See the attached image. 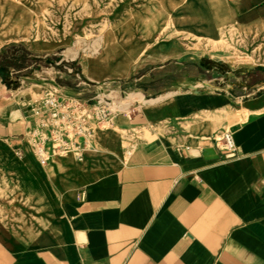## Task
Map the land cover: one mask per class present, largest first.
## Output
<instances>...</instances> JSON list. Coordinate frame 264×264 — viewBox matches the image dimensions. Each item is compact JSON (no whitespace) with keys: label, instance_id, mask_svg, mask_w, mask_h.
<instances>
[{"label":"crops","instance_id":"crops-1","mask_svg":"<svg viewBox=\"0 0 264 264\" xmlns=\"http://www.w3.org/2000/svg\"><path fill=\"white\" fill-rule=\"evenodd\" d=\"M182 5V29L233 27L251 50L264 45V0ZM15 41L0 42V264H264V47L227 70L213 60L220 72L194 59L149 67L135 79L145 101L132 102L131 119L115 116L75 154L43 164L23 138L36 122L34 93L15 94L1 72L17 59L20 75L33 76L42 56L13 52ZM76 58L56 61L59 86L82 95ZM127 126L153 137L126 155L117 129ZM226 131L234 151L222 147Z\"/></svg>","mask_w":264,"mask_h":264},{"label":"bare ground","instance_id":"bare-ground-1","mask_svg":"<svg viewBox=\"0 0 264 264\" xmlns=\"http://www.w3.org/2000/svg\"><path fill=\"white\" fill-rule=\"evenodd\" d=\"M133 1L91 0L93 11L89 21L91 25L102 21L99 33L94 37L79 35L78 40L64 51L66 57L73 58L83 52L82 64L90 79L99 80L105 72L128 74L147 61L181 55L186 52L183 37L194 38L193 47L197 49L203 42L213 44L215 49L226 48L227 42L230 43V37L224 31L217 35L182 29L184 22L179 21L178 13L185 8L180 4L181 0H145L139 13ZM42 8L27 0H0V42L19 37L44 42L45 37L59 36L63 18H54ZM74 18L76 21L77 14ZM235 34L232 30V35ZM134 100L145 101V98L141 92L134 91L127 99L114 103L116 107L126 109ZM227 115L225 109L224 118ZM72 152L73 149L54 155L66 156Z\"/></svg>","mask_w":264,"mask_h":264},{"label":"rangeland","instance_id":"rangeland-1","mask_svg":"<svg viewBox=\"0 0 264 264\" xmlns=\"http://www.w3.org/2000/svg\"><path fill=\"white\" fill-rule=\"evenodd\" d=\"M32 4L38 5L43 7L42 9L46 8L49 14L54 16V18H63V29L59 36L45 37L46 39L44 42H37L34 39H25L22 37L13 39L19 40L10 43V47L14 48L13 52L25 49L24 46H32L33 48H37L39 54L42 56L41 68H39L38 72H36L33 76L25 77L21 76L19 70L14 65H10L11 69L8 71L9 73V87L13 90H18L15 94H26L27 92L31 91L34 93L36 91V85L41 81V75L47 77L49 82L57 85L59 90L66 93H74V88H62L59 85L62 79L65 78V75H61L62 67L59 66L56 61L59 58L64 57L65 59H70V57H66L64 54L65 49L73 42L78 40L79 35L82 37H86L87 34L89 36L94 37L99 33V27H101V20L95 25H91L89 21L90 15H92L93 6H91V0H27ZM181 1V5L183 4ZM145 3V0H134L133 6L137 7V11L139 13V8ZM77 14V20L74 21V16ZM62 15V16H61ZM232 30H235V35H232ZM222 31L226 33L230 37L229 44L227 42V47L221 48H213V44H207L206 42L201 44L199 49L193 47L194 46V38L183 37V42L185 44L186 52L166 58L164 60H154V61H147L145 64L137 67L136 69H132L128 74L119 73V74H112V73H103L99 80H91L86 75V96H84L85 92L82 93V98H94V97H102L107 95L108 97L114 98L115 101L119 100V96L116 92H112L111 90L117 89L118 86L124 89V94L129 95L130 93L135 91L137 85L139 86L140 81L135 80L139 78L144 70L148 69L149 67H157L163 65L171 61L173 65H176L175 62H183L184 59H194V60H201L200 62H204L206 65L210 67H214L215 70L221 71L222 69L227 70L232 64H236L238 61L243 60H250L253 54L257 52H263L262 48L264 45H258L259 48L251 50V44L246 41V37L239 34L238 30L231 27L230 29L222 28ZM257 41V39H256ZM257 44L259 42H256ZM24 44V45H23ZM226 45V44H224ZM255 45V44H254ZM246 48V49H245ZM245 49V50H243ZM9 51V52H10ZM17 51V52H18ZM15 56L17 55L14 53ZM82 56L83 52L81 51L80 55L77 56L76 61H78V66L82 65ZM213 60L217 62V65H221L223 68H218L217 65L213 64ZM14 67V68H13ZM232 67V66H231ZM82 68V67H81ZM160 70L156 68L151 73L160 74ZM5 71V70H4ZM3 71V72H4ZM3 74V73H2ZM207 74V73H206ZM4 75V74H3ZM61 75V76H60ZM39 76V77H38ZM4 79V78H3ZM18 82V85L15 84ZM39 82V83H38ZM31 85H35L31 87ZM126 88V89H125ZM129 88V89H128ZM20 89V90H19ZM128 89V90H127ZM132 89V90H130ZM24 90V91H21ZM130 90V91H129ZM138 91V90H137ZM6 92V91H5ZM4 92V93H5ZM139 92V91H138ZM90 94V96H87ZM221 124V123H219ZM228 124L224 125V129L228 130ZM120 134V138L124 141V146L126 147V155L129 151H132L131 148L136 143L138 138L142 139H150L153 137L152 129L142 128V129H132L131 126H127L124 128L117 129ZM222 134H219L221 136ZM133 149V148H132ZM71 154H75L72 152Z\"/></svg>","mask_w":264,"mask_h":264},{"label":"built area","instance_id":"built-area-1","mask_svg":"<svg viewBox=\"0 0 264 264\" xmlns=\"http://www.w3.org/2000/svg\"><path fill=\"white\" fill-rule=\"evenodd\" d=\"M40 77L36 91L27 102L36 122L23 138L43 164H47L56 152L79 149L97 129L111 126L115 116L124 114L131 119L135 115L132 102L126 109H120L107 95L84 99L78 93L62 92L46 76ZM124 99L127 95L118 101ZM221 140L224 150L234 151L235 142L230 131H226Z\"/></svg>","mask_w":264,"mask_h":264},{"label":"trees","instance_id":"trees-1","mask_svg":"<svg viewBox=\"0 0 264 264\" xmlns=\"http://www.w3.org/2000/svg\"><path fill=\"white\" fill-rule=\"evenodd\" d=\"M17 61H18L17 59L14 60V61H13V64H14V65H15V64L17 65ZM214 63H215V62H214ZM3 73H4V75H3L4 81L9 83V79H10V78H9V73H8V71L5 70ZM15 84L18 85V82H15Z\"/></svg>","mask_w":264,"mask_h":264},{"label":"water","instance_id":"water-1","mask_svg":"<svg viewBox=\"0 0 264 264\" xmlns=\"http://www.w3.org/2000/svg\"><path fill=\"white\" fill-rule=\"evenodd\" d=\"M3 71H4V69L1 68L2 73H3ZM191 87L195 89V86L192 85ZM214 152H215V150L213 148H205L203 150V154H213Z\"/></svg>","mask_w":264,"mask_h":264}]
</instances>
